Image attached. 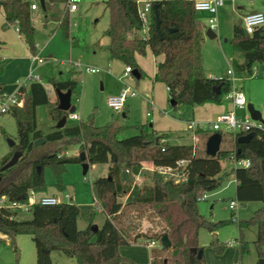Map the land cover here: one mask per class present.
<instances>
[{
	"label": "trees",
	"instance_id": "obj_1",
	"mask_svg": "<svg viewBox=\"0 0 264 264\" xmlns=\"http://www.w3.org/2000/svg\"><path fill=\"white\" fill-rule=\"evenodd\" d=\"M137 1H105L110 19L109 28L105 31V36L109 38L107 51L110 60L137 71L140 79H143L146 74L138 64L137 56L145 57L150 51L155 58L163 57L157 63L154 82L163 83L167 87L174 109L182 105L188 112H193L197 106L221 105L232 91L233 83L227 78L211 79L205 75L203 46L207 27L198 18V12L194 8L195 0L153 1V6L157 5L159 31L163 38L155 28L154 9L150 29L147 34L143 32ZM31 6L28 0H0V11L5 18L3 27L7 29L16 26L32 54H37ZM43 13L47 24L55 23L60 30L64 28L69 38L70 14L67 0H46ZM233 30L234 48L244 59L242 64L236 63V70L252 74L256 64L264 65V27L248 36L237 24ZM2 45L0 42V50ZM49 83L63 92L71 90L72 96L77 89V83L72 80L59 81L52 78ZM2 85L0 82V86ZM16 95L24 100V105L9 112L15 118L18 128V143L12 148L13 153L21 151L24 156L27 155L33 151L35 141L40 139H45V144L70 142L78 145L80 154H86L90 165L110 166L108 174L94 183L100 200L99 210L106 216L104 225L97 232L92 230L93 222L87 229H79L80 209L73 200L57 206L36 205L31 210L33 219L27 222L17 220L18 212L0 207L1 235L12 240L19 235L31 236L37 248V264H53L50 256L53 251L76 259L77 264H122L125 259L120 255L119 249L141 239L145 240L141 236L127 235L123 228L115 224L117 216L122 215L126 208L120 199L129 195L132 190L131 183L124 181L122 174L126 169L138 173L146 162L162 167H176L179 161L187 162L183 182L168 179L157 172H149L147 181L134 200L127 204L134 209L153 208L165 222L164 233L148 239L160 241L163 235H168L171 246L161 244L159 250L169 256L163 257L154 248L152 264H206L204 258L198 259L199 251H203L199 246V232L202 228L215 232L224 223L214 224L205 220L200 214L198 203L205 193L216 191L221 186L225 175L222 160L251 161L250 168L232 170L237 183L236 200L242 204L260 202L262 206L248 221L240 222L239 227L241 231L255 227L258 231L255 244L264 246L263 129L252 130L255 136L246 144L238 143V139L246 133H231L233 149L220 150L212 158L206 155L205 150L198 152L194 145L170 144V135L160 134L148 125L140 126V133L136 136L119 139L126 126L118 119L98 127L91 118L86 122L67 123L61 130L53 129L45 133L39 128L38 109H51L49 116L57 124L67 114L58 110V99L56 102L52 101L46 87L39 82L20 87ZM190 121L192 120L188 122ZM200 130H196L199 135L210 137L208 132ZM218 133L224 136L222 131ZM10 159L11 157L3 165ZM71 163H80V155L68 157L55 151L45 153L30 166L29 171L22 172L18 178L9 177L12 168L7 171L0 168V199L8 196L11 201H23L31 190L45 192L46 167L53 170L57 178L56 186L61 191L64 190L61 177L66 166ZM22 197L25 198L22 200ZM97 210L95 208L92 211V220ZM211 245L218 254H222L228 246L221 245L218 240ZM247 250V245H241L242 252Z\"/></svg>",
	"mask_w": 264,
	"mask_h": 264
},
{
	"label": "rangeland",
	"instance_id": "obj_2",
	"mask_svg": "<svg viewBox=\"0 0 264 264\" xmlns=\"http://www.w3.org/2000/svg\"><path fill=\"white\" fill-rule=\"evenodd\" d=\"M30 1L38 6V10L32 12V23L36 29L37 54H40L45 63L42 65L33 64L32 54L30 55L25 42L19 38L17 27L4 28L5 20L2 11H0V41L4 43L0 51V71L2 72L0 80L5 83L3 86L5 94H14L13 90L21 87L33 70L35 76L41 77L40 83L49 90L48 94L52 101L56 102L58 98L55 88L49 83V80L52 78L59 81L72 80L77 83V89L72 96V104L76 107L80 120H68L69 124L86 122L93 118L96 126L103 127L110 121L118 119L121 124L126 126V129L119 135V139L122 140L138 135L140 126L148 125L160 134L170 135V144L195 145L198 152L206 150L208 138H205V135H199L196 132L197 129L191 128L189 120L198 124L200 131L212 135L215 131H209V127L226 110V112H234L236 117L243 121L249 118L247 109H234L231 101L226 99L221 105L197 106L193 112H188L182 105L174 109L171 106L166 86L151 79L156 69L155 57L151 52H148L145 57L138 58V63L146 74L145 77L140 80L136 79L133 74L127 77L128 82L135 85L138 96L128 98L124 109L128 111V116L123 117V111L115 112L108 105V98L118 95L125 85L121 78H124L123 72L126 67L109 58L107 51L109 38L105 36V31L109 28L110 19L105 6L106 0H81L78 11L69 12V38L66 36L65 29L60 30L57 24L54 27L52 25L45 27L44 13L39 0ZM253 9L264 13V0H236V3L228 1L219 10L218 30L215 32L217 38L214 40L206 38L203 46L204 72L208 78L222 79L228 78V70L233 71L236 87L246 95L248 104L260 109L264 118V65L256 64L252 74L236 70V63L242 64L244 59L233 44L234 23L244 29L242 17L247 11ZM198 18L207 26L208 21L214 17L208 13L199 12ZM26 59L30 60L31 65L24 72ZM77 61H80L84 66L98 68L101 73L82 72L72 65ZM229 79L232 80V77ZM149 103H152V106ZM151 107L152 110H150ZM228 109L230 110L228 111ZM50 111L51 109L47 107L38 109L39 128L45 133L56 129L55 122L49 116ZM148 113L151 114L149 118H147ZM222 132L224 136L221 150L233 149L231 132L227 130H222ZM197 138L198 142H196ZM10 141L18 143V128L15 118L7 113L0 115L1 169L4 166L3 163L13 156ZM69 143H47L39 147L34 146L33 151L23 155L19 163L11 169L9 177H20L22 172L29 171L30 166L45 153L60 151L61 155L79 157L78 145ZM148 164L147 162L142 164L144 171L151 169ZM109 167V164L90 165L88 173L84 175L81 163L68 164L61 177V184L64 187L62 191L56 186L57 178L53 170L46 167L44 175L47 190L42 194L60 197L63 194L72 195V202L80 209L79 229H87L92 222L101 228L106 221V216L99 210L100 200L96 194L94 183L108 174ZM222 167L225 175L221 186L216 191L205 193L207 199H201L198 203L200 214L205 220L214 224L224 223L215 232H210L206 228H202L199 232V246L203 248L205 263L264 264V246L255 244L258 236L257 229L249 227L241 231L239 227L240 222L248 221L261 208L262 204L260 202L238 203L236 200L237 183L232 171V162L222 160ZM144 174L146 182L148 173L144 172ZM122 177L124 181L128 182L124 173ZM127 196L120 199L126 208L122 215L117 216L115 224L123 228L127 235L141 236L146 241H153L148 238L163 234L166 227L165 222L155 213L154 209L150 207L134 209L127 206L130 203L127 202ZM231 201H235L237 204L235 211L229 208ZM95 208L98 210L92 220L91 213ZM233 217L236 218V222H233ZM32 219L31 211L18 212V221L27 222ZM215 240H218L221 245H228L222 254H218L212 247L211 244ZM135 244L136 246H134ZM244 244L248 247L246 252L241 251V245ZM155 249L163 257L169 256L168 253L159 250L161 249L160 243ZM152 250L153 248H149L147 242L141 239L126 247V253L135 256L138 263H127L121 248L119 253L125 259L122 264H150ZM50 256L53 264H77L76 259L57 251L51 252ZM0 264H37V248L32 237L19 235L12 240L0 233Z\"/></svg>",
	"mask_w": 264,
	"mask_h": 264
},
{
	"label": "built area",
	"instance_id": "obj_3",
	"mask_svg": "<svg viewBox=\"0 0 264 264\" xmlns=\"http://www.w3.org/2000/svg\"><path fill=\"white\" fill-rule=\"evenodd\" d=\"M153 1L155 0H138V11L139 17L143 23L144 33H148L151 26V14L153 10ZM230 1L231 3H236V0H195L194 8L196 12H205L209 15L213 16L208 21L209 28H211L214 32L218 30V12L221 8H223L226 2ZM81 0H67L68 10L70 13H74L78 11L79 4ZM32 10L37 9L36 5L31 6ZM243 26L244 30L248 33V35H253L257 30L264 27V13L262 12H250L243 17ZM19 33V30L17 29ZM32 62L33 64H44V59L40 56V54H32ZM74 68L80 69L82 72L88 74H98L101 73V70L95 67L84 66L80 61L72 63ZM134 71L131 68L127 67L124 72V78L129 77ZM235 73L231 70L227 71V79L232 77L233 89L226 96V100L231 101L234 109L246 110L248 105V100L246 95L236 87L234 81ZM226 79V78H222ZM220 79V80H222ZM123 81V79L121 78ZM41 81V77L33 74V70L29 73L26 81L23 82L21 87H27L28 84L33 82ZM122 87L120 93L116 96H112L108 98V105L115 112H122L125 108L127 99L129 97L138 96L137 89L133 86H130L126 83ZM20 88V87H19ZM18 91V90H17ZM16 91V92H17ZM16 92L12 95L2 94L0 95V115L9 113L15 107H22L24 105V100L19 99L16 95ZM49 93V90L47 89ZM152 106V103H149ZM152 110V107L150 108ZM151 114L148 113L147 117H150ZM68 120L79 121L80 116L77 112L73 114H68ZM189 125L193 129H200V126L193 121L189 122ZM254 129H263L264 126L260 122L253 121L250 116L247 120L243 121L241 118H237L234 112H226L218 116L217 120L213 125L209 127V131L219 132L222 130H227L231 133H250ZM244 136V135H243ZM198 142V138L196 139ZM162 143H165V140H162ZM195 146V145H194ZM187 165L186 161H179L176 167H162V166H154L151 169L143 170L142 168L138 173H134L131 169H126L124 174L127 176L128 181L131 183L133 187H141L145 183V174L149 172H157L160 175L165 176L168 179H174L176 181L183 182L185 180L184 168ZM233 169H242V168H250L251 161L249 159H236L232 161ZM201 199H207L206 194L202 196ZM73 200V196L69 194H63L62 197L58 195H44L42 193H38L34 190L29 191L27 197L23 201H11L8 196H3L0 199V207H4L11 211L20 212V211H31L36 205L40 206H57L63 203L71 202ZM237 204L235 201H231L229 208L232 211H235ZM233 222H236V218L233 217ZM147 245L151 248H155L160 241H146ZM161 244V243H160Z\"/></svg>",
	"mask_w": 264,
	"mask_h": 264
},
{
	"label": "water",
	"instance_id": "obj_4",
	"mask_svg": "<svg viewBox=\"0 0 264 264\" xmlns=\"http://www.w3.org/2000/svg\"><path fill=\"white\" fill-rule=\"evenodd\" d=\"M40 2V6L43 9V11H45L46 8V0H39ZM154 9V14H155V19H156V24H155V28L156 31L158 32L159 36L161 38H163L162 33L159 31V17H158V13H157V5L154 4L153 6ZM244 34L246 36H248V33L244 30ZM206 37H208L211 40H214L217 38L216 33L211 29L208 28L206 33H205ZM134 77H136V79H140V75L137 71L133 72ZM220 92V91H219ZM55 93L57 95L58 101H59V105H58V110L65 114L56 124V129L61 130L63 128H65V126L68 123V114H73L76 112V107L72 104V91L68 90L67 92H63L60 89H55ZM174 102H172L173 104ZM247 111L249 113L250 118L255 121V122H260L263 126H264V118L262 115V112L258 109H256L254 107V105L252 104H248L247 105ZM124 116V115H123ZM255 136L254 132H250L247 135L241 136L238 139V143L240 144H246L249 143V141ZM46 142L45 139H40L35 141L34 146L35 147H39L41 145H44ZM223 142V136L222 134L215 132L212 135H210V137L207 140V144H206V155L209 157H216L220 150H221V145ZM16 144L12 141H10V146L13 148ZM23 157V152L21 151H15L13 153V156L11 157V159L2 167V171H7L11 168H13L14 166H16L20 159ZM80 163L82 165V169H83V174L86 175L90 169V163L87 160L86 154L85 153H81L80 154ZM40 170V167H39ZM1 180V179H0ZM25 197H22L21 199L23 200ZM92 230L94 232H97L99 230V227L97 225H93L92 226ZM160 243L163 246H171V241L168 237V235H163L160 238ZM48 254L50 253V251H46ZM196 252V251H193ZM203 258V251H199L198 254V259L201 260Z\"/></svg>",
	"mask_w": 264,
	"mask_h": 264
},
{
	"label": "crops",
	"instance_id": "obj_5",
	"mask_svg": "<svg viewBox=\"0 0 264 264\" xmlns=\"http://www.w3.org/2000/svg\"><path fill=\"white\" fill-rule=\"evenodd\" d=\"M30 1V0H29ZM30 3L32 4V5H36V3H34V2H31L30 1ZM38 10V6H37V9H35V10H32V12L33 11H37ZM261 12V11H258V10H256V9H253V10H249V11H247L245 14H244V16L246 15V14H248V13H250V12ZM77 12V11H76ZM75 13V12H74ZM263 13V12H262ZM70 14V13H69ZM2 15H3V13H2ZM243 16V17H244ZM3 17H4V15H3ZM43 17H44V21H45V27H51V25L54 27V26H56V24L55 23H49V24H47L46 23V20H45V15L43 14ZM243 17H242V25H243ZM4 20H5V18H4ZM236 25V23H234V25H233V29H234V26ZM207 27V29L209 28V25H207L206 26ZM207 31V30H206ZM234 31V30H233ZM234 33V32H233ZM19 38L20 39H22V41H24L25 42V40H24V37L23 36H21V35H19ZM205 38H208V37H206V35H205ZM206 40V39H205ZM1 42V41H0ZM1 43H3V42H1ZM26 44V43H25ZM109 44V43H108ZM3 46H4V43H3V45H2V48H3ZM27 46V45H26ZM2 48H1V50H2ZM27 49L29 50V52H30V55L32 54V52L30 51V49H29V47L27 46ZM0 50V51H1ZM150 52V51H149ZM141 56H137V61H138V58H140ZM50 59V58H49ZM49 59H47V60H49ZM163 60V57H160V58H155V62H156V69H155V71H154V73L152 74V76H151V79H153V81H154V79H155V75H156V73H157V63L159 62V61H162ZM25 63V68H24V72H26L28 69H29V66L31 65V63H30V60H28V59H26L25 61H24ZM244 62V61H243ZM35 64V63H34ZM139 64V63H138ZM0 66H1V64H0ZM141 67V66H140ZM142 69V68H141ZM125 72V71H124ZM124 72H123V74H124ZM133 74V73H132ZM123 79V81L122 82H124V83H126V84H128V85H130V86H133V87H135V85L134 84H130L129 82H128V78H122ZM3 80H0V82L3 84L2 86H0V95H2V94H5V88L3 87L4 85H5V83H4V81L2 82ZM136 88V87H135ZM167 88V87H166ZM238 88V87H237ZM19 89V87L18 88H15L14 90H13V93H15L17 90ZM239 89V88H238ZM226 99V98H225ZM127 101H128V99H127ZM127 103V102H126ZM125 109V108H124ZM230 109H228V111H229ZM260 110V109H259ZM227 111V110H226ZM226 111H224V113L226 112ZM223 114V113H222ZM123 117H125L126 115L128 116V111H125V110H123ZM221 115V114H220ZM219 115V116H220ZM263 115V114H262ZM126 118V117H125ZM147 118H149V117H147ZM156 131V130H155ZM157 132V131H156ZM148 166H150V168H152L153 167V164L152 163H149L148 164ZM127 177V176H126ZM138 191H139V187H132V190H131V193L127 196V202H132V200L135 198V196H136V194L138 193ZM98 226V225H97ZM99 227V226H98ZM133 235V234H132ZM3 236V235H2ZM134 246H136V244L134 245ZM126 247L127 246H123V247H121V251H122V255H123V257L124 258H126V260H127V263H133V262H136V261H138L137 260V258L135 257V256H131V255H129V254H127L126 253ZM149 247V246H148ZM149 248H151V247H149ZM152 260H153V257H152V251H151V258H150V264H152ZM127 263H124V264H127ZM136 263H138V262H136Z\"/></svg>",
	"mask_w": 264,
	"mask_h": 264
}]
</instances>
